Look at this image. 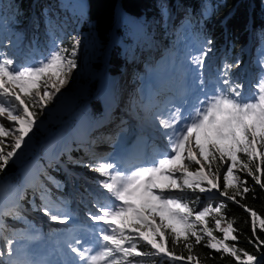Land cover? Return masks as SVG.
<instances>
[{
	"label": "snow or ice",
	"instance_id": "snow-or-ice-1",
	"mask_svg": "<svg viewBox=\"0 0 264 264\" xmlns=\"http://www.w3.org/2000/svg\"><path fill=\"white\" fill-rule=\"evenodd\" d=\"M166 11L161 10L162 18ZM8 43L11 44V41ZM212 43L207 40L208 47L188 57L183 92L170 108L152 118V127L165 142L164 151H157L152 160L127 169L108 157L84 164L68 156V162L88 167L103 179L96 181L99 193L92 203L95 211L88 213L89 219L100 225L95 251L92 242L72 236L65 242V264H142L143 258L149 255L162 256L171 264L185 260L199 264L191 252L194 244L199 245L205 239V247L229 254L237 264H264V252L258 256L238 248L236 243H226L239 240V235L234 234L238 233V229L233 222L221 228V219H215V228L223 234L222 239H218L213 235V229L207 227L205 218L211 213L221 216L225 207L223 203L197 212L183 202L184 196L181 195L186 190L193 193L198 190L201 194L216 190L220 196L239 204L237 196L243 198L250 188L240 186L246 185L247 181H240L234 174L233 170L237 168L251 175L264 190V182L261 181L264 169L257 163V160L264 163V57L259 61L261 74L251 85L249 96L245 93V84L236 78L238 74H234V69L240 67L239 60L225 62L210 74L207 61L213 51ZM79 44L78 38H74L70 49L56 43L47 57L23 67L17 65L6 52L0 51V119L4 120L0 122V174L5 172L9 161L20 158L22 146L26 147L31 141L29 134L33 133L39 116L68 83V77L77 68ZM6 122H10L8 126ZM241 154L256 166V172L249 167V163L240 159ZM217 160L228 165L223 176V189L219 183V167L212 172V162ZM189 164L198 167L194 172L189 171ZM257 172L260 174L257 175ZM46 179L57 189L60 188L54 177L46 176ZM27 187L33 188L34 192L33 199L29 201L32 211L40 212L52 222L67 224L72 219L66 210L67 201H54L43 184L37 187L27 178L24 187L0 181V193L8 190L15 193L11 206L0 209V219L10 216L28 225L20 233L12 230L10 236L3 237L5 246L0 249V264H49L33 259L27 251V244L21 243L19 249L14 247L18 241L40 238L39 231L22 214L26 211L21 201L25 199ZM228 189H232L233 195H229ZM37 193L39 205L35 203ZM196 198L199 199V196ZM240 206L251 218L253 239L249 243L260 252L264 240L259 239L257 232H264V218L246 205ZM156 216H159V223ZM197 223L203 224L201 232L197 231ZM7 227L6 224L0 226V234ZM165 232L169 233L174 246L183 238L189 252L186 258L168 249ZM191 238H194V243ZM139 244H146L151 253L138 250ZM17 251L22 253L23 258L17 257Z\"/></svg>",
	"mask_w": 264,
	"mask_h": 264
},
{
	"label": "trees",
	"instance_id": "trees-1",
	"mask_svg": "<svg viewBox=\"0 0 264 264\" xmlns=\"http://www.w3.org/2000/svg\"><path fill=\"white\" fill-rule=\"evenodd\" d=\"M47 4H51L52 0H45ZM84 1L86 5V13L88 19L91 22L92 29L95 33L97 42L99 44V54L97 62L94 64V68L97 72H102L105 68H108L110 76L117 77L124 69L126 65L125 53L126 49L133 45L137 47L135 50L139 51L141 48V38H139L135 31L134 26L138 25L142 28L147 27V23L150 20L159 18L160 8L159 4L166 1L170 4L173 10L179 8L186 12L189 10V16L192 18L190 26L196 33L200 40H211L213 43L211 47L215 49L216 53H222L225 56V61L228 63H234L237 61V56L241 57L245 54V46L249 42L251 30L261 32L264 34V0H80ZM211 5V12L204 16L202 14V5L204 3ZM37 6V0H13V6L8 11L3 19L0 21V27L4 29L18 30L26 28L29 24V18L32 14V7ZM74 11L73 4H70ZM121 6L123 14L118 18V9ZM187 13V12H186ZM157 32L164 35V30L161 27H156ZM86 23H82L79 30H87ZM146 29V28H145ZM168 28L166 27V30ZM118 36L116 42L111 45L113 34ZM32 38L40 41L42 32L40 27H33L31 31ZM164 38V36H163ZM62 43L60 46L70 49L73 44V38L70 34L61 36ZM167 45L172 44V40H166ZM245 62V61H244ZM244 62H240V67L234 69V74H238L236 77L240 82L244 81L239 79V72ZM97 80L95 79L86 91L75 93L71 101H66L60 104H52L49 107L51 109H45L43 114L39 116L37 125L33 129V133L29 135L32 137L31 141L26 147L22 146V155L19 159L9 161L5 172L0 174V181L10 182L12 185L23 187L24 178L26 175L20 170V166L31 157L38 155V163L33 169L32 173L38 178L45 179L46 176L54 177L59 183L60 188H53V194L58 200H68L71 196L67 180L71 176L65 172L58 165L52 161H48L42 157L46 155L47 158L51 155L52 144H43L47 135L59 125L58 121H63L67 117L74 115L77 111L78 104L82 100H86L79 113V117L73 120L65 130V137L67 144L70 146L69 150L64 151L63 158H68L70 155L79 156L77 161H82L84 164L95 163L96 160L90 158L85 152L89 150L87 141V130L93 124V122L100 120L104 115L105 108L99 97L94 98L97 90ZM248 90V86L245 84V93ZM39 112V109H36ZM0 122H4L3 119ZM6 126H8L6 122ZM27 139V138H26ZM259 148V145L257 146ZM89 152V151H88ZM84 153V154H82ZM240 159L245 163H249V167L253 172H256V166L249 162L247 158L241 154ZM188 163V162H187ZM260 168L264 169V163H260ZM189 171H195L198 165L189 164ZM219 167V183L221 189L224 188L223 176L225 174L227 164L220 162L219 160L212 162V172H216ZM76 171L84 168L88 174L95 173L88 167L81 166L75 163ZM207 172V167L205 168ZM257 175L260 173L257 172ZM238 177L240 181H247V184H241V187L247 186L250 191L242 198L237 196L239 204L228 200L226 197L222 199L208 200L205 195L196 192H190L188 190L181 194L184 196V201L188 203V206L194 211H200L205 207L211 206L215 208L217 205L223 203L225 207L222 208L221 216H217L215 213H211L205 218L207 227L213 229V235L218 239H222L223 234L215 228V219L220 218L226 225L228 222H233L234 227L238 229L239 240L238 242L226 241V243H236V246L241 249H246L250 253L261 255L264 252V246H261L260 252H257L253 244L249 243L250 239H253V233L251 228V218L244 207L240 205H246L248 208L255 211L261 218H264V190H261L251 175L247 172L241 171L238 168ZM261 181L264 182V175H261ZM68 191V192H67ZM229 195H233L232 189H228ZM179 194V193H178ZM199 196V199L196 197ZM255 197V198H254ZM35 199V203H36ZM25 201V200H24ZM29 197L26 199L28 204V211L33 214L32 204ZM40 214V213H38ZM31 216V215H30ZM38 216V215H37ZM194 219V217H193ZM12 220L10 216L4 217L2 221ZM15 223H23L20 220H15ZM167 222V221H166ZM197 231L201 232L203 224L197 223ZM257 235L260 240H264V232L258 231ZM159 240V237L157 238ZM194 243V238H191ZM166 246L170 251H173L175 255H183L185 258L189 255L186 247L181 242L175 246L172 244L171 237L168 232H165ZM207 242L202 241L201 244L195 245L192 249L191 255L199 260V264H237V262L229 254H223L222 252H216L205 247ZM138 250L142 252L151 253V249L146 244H139ZM211 257V259L209 258ZM132 259V258H130ZM264 259V257H262ZM6 260V259H5ZM142 264H171V261L163 258L162 256H146L142 260ZM176 264H191V262L177 261Z\"/></svg>",
	"mask_w": 264,
	"mask_h": 264
},
{
	"label": "rangeland",
	"instance_id": "rangeland-1",
	"mask_svg": "<svg viewBox=\"0 0 264 264\" xmlns=\"http://www.w3.org/2000/svg\"><path fill=\"white\" fill-rule=\"evenodd\" d=\"M73 4V7L75 8V12L73 14H75L76 16H72L73 14L71 13V11L69 10H64L66 8V4L67 3ZM52 4H54L53 6H46L45 1H40L39 2V7L37 10V13H41L42 15H34L35 14V7H32L31 9V16L29 18V24L26 28H21L19 30H12V29H8L3 30L0 27V35L3 36V40L5 41H10V38H18V40H13L11 41V44H9V48H3V46L1 47L0 51L6 52L8 50V56L11 58H14V60H16L17 58L19 59V62H17L16 64L23 67L25 65L28 64H35L37 61H39L42 58H45L48 56L49 52L55 47L56 45V41H58L57 39H59L60 35L65 32L67 30L68 34H70L72 36V38H78L80 40V44L77 48V54H76V62H77V68L74 69L73 71H75L76 74H74V76L71 72L70 76L68 77V80L72 81V85L68 88H65V85L61 88L59 93H56V95L53 97V99L51 100V102L48 103L47 107L45 108L47 109H51L52 107H49V105L52 104H60L61 101L63 99L68 98L71 95H74L75 93H79V92H85L86 88L89 87V85H91V83L95 80L98 79V74L99 72H97V70L94 68V64L98 61L97 57H98V50H99V44L97 42L95 33L92 29V24L90 22V20L88 19L87 13H86V5L84 1H80V0H52L51 1ZM13 6V0H2L0 2V20L3 19V17L5 16L4 14L8 11H10V9ZM159 8H160V17L159 18H155L154 20H150L147 23V32H149V39L153 38V37H157L159 38V35L157 33V28L156 27H161L163 28L166 27L169 23H171V18L173 17V15H177L180 14L181 12L176 11L173 12L174 10L172 9V7L169 5V3H167L166 1H163L159 4ZM162 9H166L167 11L164 14V17H161V10ZM186 10L187 14L186 17L184 16L183 19H185V21L180 22L181 19L178 23H174L176 24V28H174L173 34L182 36V37H177L175 44L179 43L178 48V52H180V54H176V50H173L172 48H166L164 47V39H162V42H157L155 41V43H153V48L155 49L156 47H161L162 50L165 52L167 51V57L166 60L168 61V65L170 66V68H173V70H175V72L178 74V79H185L184 76V72L185 69L187 67V62H188V57L190 55H196L198 54V52L201 50V48L203 47H208L209 45H206L203 41L198 40L197 35L195 32H193L191 29L188 30L186 32L187 29V23L189 22V20H191V17L189 16L190 12L187 9ZM202 14L204 16L208 15L209 12H211V5L207 2L204 3L202 5ZM3 11V12H2ZM2 12V13H1ZM173 13V14H172ZM184 13V12H182ZM66 15V20L59 23L56 20V15ZM53 16V18H52ZM75 17L76 22L71 23L70 17ZM68 20V21H67ZM67 22H69L70 24L68 25ZM86 23L88 29L87 30H79V27L82 23ZM50 25H55L54 29H50ZM35 26H39L40 30L42 31L43 38L38 42L35 39L31 38V31L33 30V27ZM49 27V29H48ZM183 27L185 28V30L183 31ZM146 27L142 28L141 26L135 25L134 26V31L136 33V35L139 37L141 34V47L144 48V50L149 49L150 48V44H146L147 38L144 39L146 37L144 33V29ZM166 34H169L168 30H165ZM56 34H58V37H55ZM12 36V37H11ZM5 38V39H4ZM262 39L264 41V34L261 35H255L252 38V42L256 41V39ZM26 41L28 43H26ZM260 40V44L258 46H254V47H250L249 45H253L254 42L250 43L248 45L247 48H245V51H247L250 55V60L247 61L244 64V67H242L241 72L243 73L241 76L245 75V73H249L248 77L246 78V85L248 86L249 90L247 91V95H251L252 92V88L251 85L254 84L258 78V76L261 74V66L259 64V61L262 59V57H264V42ZM3 42V41H2ZM20 44L19 48L13 47L14 44L16 43ZM115 42V37H113V43ZM149 42V41H148ZM145 43V44H144ZM263 43V44H262ZM25 44V45H24ZM27 44V45H26ZM174 44V45H175ZM3 45V43H2ZM137 45V44H136ZM136 45L131 46L130 48L126 49L125 53H127V51H130L131 53L135 51V48L137 47ZM151 45V46H152ZM43 46V47H42ZM184 49V50H182ZM33 53H36L35 55H33ZM179 58V59H178ZM143 59V58H142ZM237 60H240V55L237 56ZM225 63L224 57H222L221 52L220 53H216L215 50L212 51V53L210 54V58L207 61V65L208 68L210 69V74L211 73H215L219 68L222 67V65ZM126 65L124 66L123 69H125ZM124 71V70H123ZM122 71V72H123ZM122 72L115 78H108L106 79V77L101 76L99 78H102V80L105 82H109V81H113V82H120L122 80H124V77L128 74L126 72H124L123 74H126L125 76H122ZM144 72V71H143ZM76 75V76H75ZM121 76V77H120ZM128 76V75H127ZM129 77V76H128ZM71 78V79H70ZM243 78V77H242ZM84 80V81H82ZM182 80H178L179 82H181ZM103 81L97 86V90L95 92L94 98L101 97L103 98L104 95H102V91H104V87H103ZM126 82H128L126 80ZM147 82V78H144V80H140V84L144 86ZM54 91V89L52 90ZM73 99V97H70L68 100L71 101ZM86 100H82L81 103H79L78 108L76 113L74 114V117H76L79 112L80 109L82 108L83 104L85 103ZM74 117L69 121V123L74 119ZM131 118L133 120H139L140 118L136 117L135 115H131ZM1 120V119H0ZM140 121V120H139ZM105 122V117L103 119H101L97 124H95L93 126L92 129L89 130V135L87 136V138H89V141L93 142V136L96 132V130L102 126V124ZM10 122H7V124ZM68 123V124H69ZM142 123V122H141ZM65 128V126L63 127ZM63 128L59 129L58 131H56L54 134L51 135H47V137L44 139L43 144H50V142H58L60 139H62L61 142V146L59 149H57V147L54 149L53 151V157L57 158V154L58 153H62V151L67 149L66 146V142L63 138ZM140 139H142L140 137ZM98 142V141H97ZM96 142V143H97ZM110 142L114 143V146L116 145L119 148V151H123L125 148V140L124 138L121 139L119 137H112L110 139ZM144 142H148V140L143 141ZM60 144V143H59ZM105 145V147L107 146L108 148V144H104L103 142V146ZM165 147L163 149H158V151H164ZM114 153V150L111 152ZM51 154V157H52ZM84 154V153H82ZM157 152H155L154 156H156ZM95 156V155H93ZM38 158L35 157L33 160H31L30 162H28L24 167H23V172L25 174H30V172L33 170V168L35 167V162L37 163ZM72 160L76 161V158H72ZM185 163H187V161H185ZM85 169L82 168V171H80V173H77L75 175H80V178H83L84 180L87 181V183H89L88 185L84 186L87 187L88 189L85 188L86 191H89L90 194L88 193L87 195H85L84 197H76L75 198V203H79V206L75 207V211H80L83 208H86V206L90 205L89 200L91 198H96L97 196V192L95 191V189H92L91 185L92 182L94 180V176L96 178V180L100 177V175L98 173H92L91 175L88 174L86 171H84ZM234 174L236 176H238V168L234 169ZM206 172V171H205ZM88 174V175H87ZM31 178H28L32 181V183H34L37 187H39L41 184H43V186L45 188H47L48 190H50L49 185H47L48 180L47 181H43L40 179H37L35 177V175H31ZM70 182H72V184L74 183V179L70 178L68 179ZM91 184V185H90ZM25 185V184H24ZM74 185V184H73ZM95 185V183H94ZM205 187L207 186L206 184L204 185ZM74 188L76 187V185L73 186ZM94 188V186H93ZM27 189H32L31 187H27ZM203 195H205L207 198H209L208 200H216V199H222L223 197L220 196L216 190H213L211 193L205 192L203 193ZM39 196L38 193L36 194V197ZM77 196V195H76ZM15 199V193L11 190L5 191L4 193H0V209H6L8 207L11 206L12 201H14ZM80 199V200H78ZM103 202V201H102ZM139 202V201H137ZM89 204V205H88ZM9 205V206H8ZM92 206V205H91ZM67 212L69 210V208H66ZM27 214H25L24 216H26ZM30 215V214H29ZM28 215V217H29ZM76 215H79V213H76ZM167 216V214H165ZM31 219L27 220L30 222L31 225H34L35 229L39 231L40 234V238L34 241H18V243L14 246L16 249H19L20 244H27L28 248L27 251L29 252L30 256L32 258H35L36 256H38L41 252V250H43L44 248H46L47 246H50L51 251L58 255L60 258H64L67 259V249H66V244L65 242L68 240V233L70 234V225L72 222V220H70L67 224H59L58 222H52V221H48L46 220V218L44 216H42V218H38L36 217V215L32 214V216L30 217ZM155 219L157 220V223H159V216H156ZM40 220V221H38ZM1 220H0V224H1ZM39 225V226H38ZM24 226H28V225H24ZM36 227H41V229H37ZM221 228H226L227 225L224 222H221L220 225ZM45 228L47 230H49L48 232H50L49 234H45L44 230ZM9 229L11 230H15L17 233H20L22 231L25 230V227H9ZM41 231V232H40ZM4 245H2V243H0L2 246H0V249H3L5 246V240L2 241ZM18 258H23L22 253L20 251H17L16 253ZM5 259H7L5 257Z\"/></svg>",
	"mask_w": 264,
	"mask_h": 264
},
{
	"label": "bare ground",
	"instance_id": "bare-ground-1",
	"mask_svg": "<svg viewBox=\"0 0 264 264\" xmlns=\"http://www.w3.org/2000/svg\"><path fill=\"white\" fill-rule=\"evenodd\" d=\"M1 1L2 0H0V2ZM177 11L181 13L174 16L173 23H178L181 19L184 18V16L186 17V14L182 13L185 11L181 9H178ZM182 21H185V19L181 20L180 22ZM50 27H51L50 29L52 28L54 29L55 25L54 26L50 25ZM251 33H256L258 35L263 34L261 32H256L254 30H251ZM2 40H3V36L0 35V45L1 46L3 43L1 42ZM260 40L263 41L261 38L257 39L255 42L253 41L254 44L252 46L251 45L249 46L254 47L255 45L256 46L259 45ZM26 43L28 42L26 41ZM15 47L19 48L20 44L17 43ZM167 54L168 52L167 51L164 52L160 46L156 47L155 49L153 47H150L149 49H146V50H144V48L142 47L140 54H136L134 56L135 58L134 61L136 60L137 65H140V64H144V65H141L138 68L130 70L127 74L129 77L126 74H123L122 76H125V75L126 76L124 77V80L120 82L118 81L105 82V85L109 89V92L105 93L102 91L101 93H103L104 95H108L110 97V100L106 101L100 98L105 108V112L103 114L104 116L102 117V119L105 117V122L102 124L101 127H99L96 130L94 136L92 137L94 141L93 144H96V146L101 147L103 145V142L104 144L105 142L107 144L108 141L114 136L119 137L121 139L124 138L125 143H127L128 141L129 144L143 143V141L145 140H148V141L157 140L155 135L151 134L153 133V131H151L152 118L157 112H160V113L165 112V109H167L168 106L166 107V103L164 102V99L167 96H174V92L176 88L174 83L170 79V77L174 78V75H173L174 71L173 69L171 70L170 66L168 65V61L166 60ZM242 67H244V65ZM162 68L166 70H163ZM145 70L150 72L148 76L149 78H151L158 70H163L164 73L161 72L162 75L159 76L160 79H158V77L155 76L154 79L151 80L152 83L150 85V91L148 92L147 97H148V100L149 99L153 100L154 102L153 106L149 110L143 109V111L139 113L137 110L133 108V105H134L133 104V99H134L133 90L135 87L134 82H135V79L138 78L139 75ZM74 74H76L75 71L72 72L71 76L72 75L74 76ZM248 74L249 73H245L247 77H248ZM96 80H97V85H99L103 81L102 78H99V77ZM126 80L128 82H126ZM71 85H72V81L68 80V83L65 84V88H68ZM131 115H135L136 117L140 118L139 119L140 121L133 120L131 118ZM140 137L142 139H140ZM147 143L148 142H144L143 144L146 145ZM81 182H82V187L89 184L84 179H81ZM91 187L92 189H94L92 185ZM52 199L54 201H57L54 197Z\"/></svg>",
	"mask_w": 264,
	"mask_h": 264
}]
</instances>
